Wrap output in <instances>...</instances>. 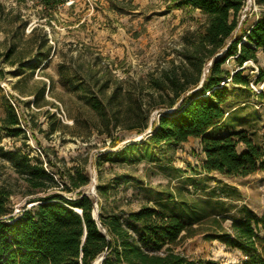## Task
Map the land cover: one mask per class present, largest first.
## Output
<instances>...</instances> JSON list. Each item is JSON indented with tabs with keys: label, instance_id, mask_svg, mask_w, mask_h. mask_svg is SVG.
I'll list each match as a JSON object with an SVG mask.
<instances>
[{
	"label": "rangeland",
	"instance_id": "rangeland-1",
	"mask_svg": "<svg viewBox=\"0 0 264 264\" xmlns=\"http://www.w3.org/2000/svg\"><path fill=\"white\" fill-rule=\"evenodd\" d=\"M0 1L9 12L0 18V68L5 71L0 79V114H6L7 100L24 130L15 135L0 129V146L38 156L51 170L84 166L90 182L82 191L95 198L96 217L152 206L189 222L217 215L231 229L236 218L264 213V169L245 176L204 171L200 138L156 146L148 138L150 132L118 128L114 144L109 135L89 129L93 112L84 105L86 95L79 86L88 65L145 84L151 74L183 62L186 46L207 22L200 8L171 7L170 0ZM245 9L237 32L241 26L249 27L259 11L254 0H247ZM23 22L25 26L18 29ZM61 64L71 72V81L61 76ZM254 64L264 68V53L258 63L239 66L234 57L226 62L231 70L244 68L243 74L252 81L259 72ZM208 66L209 62L204 71ZM228 86L226 119L211 133L244 130L264 150V102L252 84L228 81ZM158 114L155 109L152 118ZM244 148L245 143L239 142L238 149ZM1 183L13 190L15 213L32 205L27 201L36 194H27L26 182L2 156ZM174 248L221 264L246 258L241 249L205 233L185 235Z\"/></svg>",
	"mask_w": 264,
	"mask_h": 264
},
{
	"label": "trees",
	"instance_id": "trees-1",
	"mask_svg": "<svg viewBox=\"0 0 264 264\" xmlns=\"http://www.w3.org/2000/svg\"><path fill=\"white\" fill-rule=\"evenodd\" d=\"M246 1L170 0L171 7L200 8L207 22L186 46L183 62L159 75L151 74L145 84L115 76L109 68L101 73L89 64L79 86L86 95L84 105L93 112L90 131L96 128L115 144L114 130L144 132L153 111L159 109L148 136L154 145L200 138L204 171L245 176L264 169V150L244 130L211 133L227 116L223 104L231 96L228 81L243 86L252 81L243 74L244 68L231 70L226 62L234 57L239 66L249 60L258 63L259 51L264 50V0H255L256 18L237 32ZM7 16L0 1V18ZM59 72L66 82L71 81L73 76L63 64ZM4 74L0 68V79ZM254 81H264L263 67ZM255 93L264 102V88ZM6 110L0 114V129L15 135L24 132L15 107L7 100ZM241 141L243 150L238 149ZM0 156L12 162L26 182L27 194H36L27 201L33 205L26 204L15 213L10 199L13 190L0 184V264H221L175 250L183 236L197 233L241 249L246 258L237 264H264V213L236 218L231 229L217 215L189 222L175 212L152 206L101 213L97 218L95 198L82 191L90 182L84 166L51 170L38 156L3 146Z\"/></svg>",
	"mask_w": 264,
	"mask_h": 264
},
{
	"label": "built area",
	"instance_id": "built-area-1",
	"mask_svg": "<svg viewBox=\"0 0 264 264\" xmlns=\"http://www.w3.org/2000/svg\"><path fill=\"white\" fill-rule=\"evenodd\" d=\"M29 1H31V2H33V1H35V0H29ZM247 2V1H246ZM254 3H255V0H254ZM245 6H246V4H245ZM245 6H244V8H243V10H242V13H243V15L241 14V19H244L245 18V16H246V12H245ZM255 6H257L256 5V3H255ZM250 61H252V60H249V62ZM254 66H255V72H258V70H259V67L257 66V65H255L254 64ZM259 73V72H258ZM251 84L253 85V87H254V89L256 90V92H259V91H261L263 88H264V81H262L261 82V84L259 85V86H256L255 84H254V81H251Z\"/></svg>",
	"mask_w": 264,
	"mask_h": 264
},
{
	"label": "water",
	"instance_id": "water-1",
	"mask_svg": "<svg viewBox=\"0 0 264 264\" xmlns=\"http://www.w3.org/2000/svg\"><path fill=\"white\" fill-rule=\"evenodd\" d=\"M204 80V78L202 79V81ZM227 80H230V79H227ZM202 81H201V83H202ZM153 119L154 118H152L151 119V123H150V126H149V128L145 131V133H149V132H151V130H152V124H153ZM34 203H32V205H33ZM77 211H81L80 209H76ZM98 218V217H97ZM103 258H104V255L103 256H101L97 261H96V263H98L99 261H101V260H103Z\"/></svg>",
	"mask_w": 264,
	"mask_h": 264
},
{
	"label": "crops",
	"instance_id": "crops-1",
	"mask_svg": "<svg viewBox=\"0 0 264 264\" xmlns=\"http://www.w3.org/2000/svg\"><path fill=\"white\" fill-rule=\"evenodd\" d=\"M261 53H264V50L263 49H261L260 51H259V61H260V58H261ZM251 62V61H250Z\"/></svg>",
	"mask_w": 264,
	"mask_h": 264
}]
</instances>
